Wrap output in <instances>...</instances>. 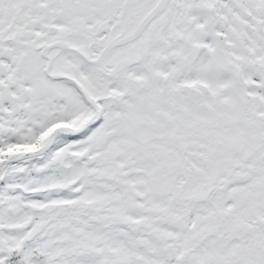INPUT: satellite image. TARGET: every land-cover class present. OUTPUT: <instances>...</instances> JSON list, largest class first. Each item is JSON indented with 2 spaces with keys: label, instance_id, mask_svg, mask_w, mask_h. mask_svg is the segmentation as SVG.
Here are the masks:
<instances>
[{
  "label": "snow or ice",
  "instance_id": "snow-or-ice-1",
  "mask_svg": "<svg viewBox=\"0 0 264 264\" xmlns=\"http://www.w3.org/2000/svg\"><path fill=\"white\" fill-rule=\"evenodd\" d=\"M0 264H264V0H0Z\"/></svg>",
  "mask_w": 264,
  "mask_h": 264
}]
</instances>
